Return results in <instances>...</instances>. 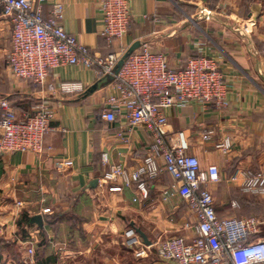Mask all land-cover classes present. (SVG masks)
<instances>
[{
  "label": "crops",
  "instance_id": "0c3cea01",
  "mask_svg": "<svg viewBox=\"0 0 264 264\" xmlns=\"http://www.w3.org/2000/svg\"><path fill=\"white\" fill-rule=\"evenodd\" d=\"M101 1L47 0L43 10L48 17L53 5L62 3L64 29L101 57L122 58L136 42L164 54L173 69L202 55L218 57L230 88L226 106L170 110L167 129L171 139L182 137L188 154L198 157L203 168L220 169L221 182L208 186L219 218H255L257 233L250 239H264V199L243 193L242 179L233 180L237 171L264 172V79L257 71L261 68L264 75V0H130V31L112 44L100 35ZM11 49L12 23L0 11V101L8 100L21 120L46 100L54 116L42 153L0 151V238L8 249L14 248L24 263L33 248L40 264H162L157 242L195 237L196 218L166 173L149 183L147 201L135 202L134 188L109 191L118 183L104 179L109 166L102 163V154L109 155L110 164L133 170L153 143L144 127L129 130L124 110L114 123L102 118L114 94L112 82L98 78L95 69L69 65L55 69L48 84H80L82 90L50 92L12 74ZM226 138L232 148L225 154L216 145ZM95 179L98 186L91 189ZM47 208L51 215L43 214ZM24 215L42 216L44 228L30 224L20 230ZM130 229L139 238L136 246L128 244ZM138 229L152 245L144 243Z\"/></svg>",
  "mask_w": 264,
  "mask_h": 264
},
{
  "label": "built area",
  "instance_id": "2783aa9c",
  "mask_svg": "<svg viewBox=\"0 0 264 264\" xmlns=\"http://www.w3.org/2000/svg\"><path fill=\"white\" fill-rule=\"evenodd\" d=\"M47 0H0L2 15L12 23V49L8 67L19 80L31 82L48 91L75 93L80 84L61 83L59 88L48 84L52 72L64 66H82L95 69L98 78L113 77L114 94L105 102L102 118L109 123L117 121L120 111L126 113L129 130L144 127L153 143L146 149L141 164L130 170L124 164H110L109 155L101 160L109 166L104 179L118 184L109 188L120 193L135 189L137 201L150 198L149 183L166 173L174 181L175 189L196 218V236L190 239L170 237L157 242V257L162 264H264V239L251 240L257 233L258 221L250 219L219 218L214 197L208 186L221 182L218 166L203 168L198 157L188 154L182 137L171 139L168 112L192 104L223 108L230 90L224 82L218 57L202 55L190 59L186 67L173 69L162 53L141 45L124 62L116 55L101 57L90 52L77 37L63 25L64 5L55 3L48 17L44 14ZM104 24L100 33L108 44L125 38L131 28L130 0H102L100 3ZM0 151L3 153H42L45 135L52 131L54 107L41 100L23 119L6 99L0 101ZM172 141H181L174 144ZM232 141L226 138L216 149L228 153ZM242 179L241 191L264 199V172L237 171L233 180ZM18 206H21L18 203ZM237 207L236 202L232 203ZM51 215V209L43 210ZM186 227L189 228V225ZM128 244L140 243L135 231L126 233ZM26 264H37L35 250L29 248Z\"/></svg>",
  "mask_w": 264,
  "mask_h": 264
},
{
  "label": "water",
  "instance_id": "95a60500",
  "mask_svg": "<svg viewBox=\"0 0 264 264\" xmlns=\"http://www.w3.org/2000/svg\"><path fill=\"white\" fill-rule=\"evenodd\" d=\"M241 35H244L242 32H240ZM141 46L140 42H136L135 44H133L128 51L124 54V56L121 58V60L119 61L116 69H115V73L117 74L119 72V70L122 68L124 62L126 61V59L132 54L134 53L136 50H138ZM259 75L264 79V75L261 71V68L257 70ZM107 80L110 82H113V77L108 76ZM99 87V83L94 85L91 89L88 90V94L89 93H93L94 91H96ZM98 186V180L95 179L91 182L90 184V188L91 189H96ZM31 224L33 225H37L39 228L43 229L44 228V220L42 216H34L31 218ZM137 233L139 234V236L143 239L144 243L148 246L152 245V243L148 240L147 236L141 231V230H137Z\"/></svg>",
  "mask_w": 264,
  "mask_h": 264
},
{
  "label": "rangeland",
  "instance_id": "374dc122",
  "mask_svg": "<svg viewBox=\"0 0 264 264\" xmlns=\"http://www.w3.org/2000/svg\"><path fill=\"white\" fill-rule=\"evenodd\" d=\"M184 205L187 209L186 204ZM8 246V243L0 238V264H26L23 262L22 256H17L18 252L14 248L8 249Z\"/></svg>",
  "mask_w": 264,
  "mask_h": 264
},
{
  "label": "trees",
  "instance_id": "16d2710c",
  "mask_svg": "<svg viewBox=\"0 0 264 264\" xmlns=\"http://www.w3.org/2000/svg\"><path fill=\"white\" fill-rule=\"evenodd\" d=\"M187 65V64H186ZM186 65L184 66V67H186ZM31 224V218L30 217H28L27 215H24L23 217H22V219L18 222V228L21 230H23V228L25 227V226H29ZM35 260H36V262L37 263H39L40 264V262L38 261V259L36 258V253H35Z\"/></svg>",
  "mask_w": 264,
  "mask_h": 264
}]
</instances>
